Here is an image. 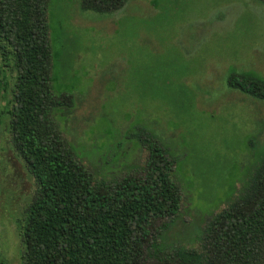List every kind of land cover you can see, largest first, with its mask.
Masks as SVG:
<instances>
[{
  "label": "rangeland",
  "instance_id": "obj_1",
  "mask_svg": "<svg viewBox=\"0 0 264 264\" xmlns=\"http://www.w3.org/2000/svg\"><path fill=\"white\" fill-rule=\"evenodd\" d=\"M48 25L53 89L67 98L53 116L61 136L95 179L108 181L140 173L143 141L161 142L178 159L182 188L166 242L202 252L205 223L264 157V101L227 86L233 70L264 77V3L128 0L99 14L79 0H49ZM10 65L0 91V258L23 264L21 232L36 182L12 145Z\"/></svg>",
  "mask_w": 264,
  "mask_h": 264
},
{
  "label": "trees",
  "instance_id": "obj_2",
  "mask_svg": "<svg viewBox=\"0 0 264 264\" xmlns=\"http://www.w3.org/2000/svg\"><path fill=\"white\" fill-rule=\"evenodd\" d=\"M127 1L79 5L109 14ZM48 6L49 0H0V91L3 67L11 64L12 145L36 182L21 232L23 264H264V157L250 183L205 223L197 236L202 252L166 242L182 188L174 179L178 159L161 142L144 140L140 173L119 180L95 179L76 158L53 119L67 98L53 89ZM227 86L264 101V77L254 71L233 70Z\"/></svg>",
  "mask_w": 264,
  "mask_h": 264
}]
</instances>
